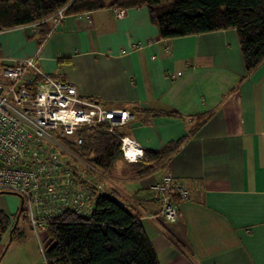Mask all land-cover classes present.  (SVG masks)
Returning a JSON list of instances; mask_svg holds the SVG:
<instances>
[{
    "label": "crops",
    "instance_id": "0c3cea01",
    "mask_svg": "<svg viewBox=\"0 0 264 264\" xmlns=\"http://www.w3.org/2000/svg\"><path fill=\"white\" fill-rule=\"evenodd\" d=\"M20 27L0 32V65L37 53L45 73L128 109L122 128L145 150L182 139L146 172L120 158L106 186L160 264H264V59L247 72L236 28L161 37L146 5L69 13L41 43ZM166 171L190 191L175 221L152 188Z\"/></svg>",
    "mask_w": 264,
    "mask_h": 264
},
{
    "label": "trees",
    "instance_id": "16d2710c",
    "mask_svg": "<svg viewBox=\"0 0 264 264\" xmlns=\"http://www.w3.org/2000/svg\"><path fill=\"white\" fill-rule=\"evenodd\" d=\"M141 5L148 7L150 20L161 37L236 28L247 72L264 59V0H0V31L33 26L27 38L34 37L41 43L52 29L51 16L62 7L66 6L69 14L105 6ZM38 79L35 75L33 84ZM123 126H116L115 132H110L106 123L80 129L77 134L83 142L70 148L97 171L109 173L110 178L116 162L123 158ZM181 141H171L158 150H145L144 158L134 163L145 165L142 172L160 166ZM18 213L19 209L14 215L0 210V246L4 233L15 225L11 235L14 233ZM21 215L22 210L19 218ZM44 240L46 264H160L139 215L110 191L97 195L88 214L69 209L50 219Z\"/></svg>",
    "mask_w": 264,
    "mask_h": 264
},
{
    "label": "built area",
    "instance_id": "2783aa9c",
    "mask_svg": "<svg viewBox=\"0 0 264 264\" xmlns=\"http://www.w3.org/2000/svg\"><path fill=\"white\" fill-rule=\"evenodd\" d=\"M113 10L122 18L126 8ZM66 15L65 6L51 19L56 25ZM0 66V194L14 193L23 200L22 215L44 254V233L50 219L69 209L88 214L97 195L108 191L94 181L100 173L71 150V145L83 142L77 131L106 123L115 132L116 126L127 124L131 113L82 95L72 81L45 73L37 53ZM35 75L40 79L33 84ZM121 150L129 162L145 156V149L127 135L121 136ZM79 161L91 168L93 176L78 169ZM152 188L160 214L167 221L177 220L178 203L189 199V189L176 183L171 171L164 172Z\"/></svg>",
    "mask_w": 264,
    "mask_h": 264
},
{
    "label": "rangeland",
    "instance_id": "374dc122",
    "mask_svg": "<svg viewBox=\"0 0 264 264\" xmlns=\"http://www.w3.org/2000/svg\"><path fill=\"white\" fill-rule=\"evenodd\" d=\"M109 1L111 0H106V2ZM31 27L33 29V26ZM20 28H24V30H26L28 27L21 26ZM26 31H30V28ZM78 169L82 170L83 174L85 173V175H87L88 177L93 176L91 168L87 166L85 162L79 161ZM98 172L101 174H98L97 178L94 181L99 179L102 185H109V173L103 172L102 170ZM20 202L21 198L17 194H0V210H3L4 212H10L14 215L20 207ZM1 247L2 251H0V260L3 258V264H45L42 250L38 244L37 238L31 230L29 221L23 215H21L18 219L17 227L12 235L10 234V230L4 233Z\"/></svg>",
    "mask_w": 264,
    "mask_h": 264
},
{
    "label": "water",
    "instance_id": "95a60500",
    "mask_svg": "<svg viewBox=\"0 0 264 264\" xmlns=\"http://www.w3.org/2000/svg\"><path fill=\"white\" fill-rule=\"evenodd\" d=\"M22 205H23V200H21V202H20L19 213H20V211L22 210ZM19 213H18V215H17V217H16L15 224L17 223V221H18V219H19ZM14 227H15V225L13 226L12 230L10 231V234L12 233Z\"/></svg>",
    "mask_w": 264,
    "mask_h": 264
}]
</instances>
